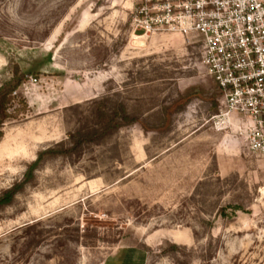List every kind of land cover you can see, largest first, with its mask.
Wrapping results in <instances>:
<instances>
[{
    "label": "rangeland",
    "instance_id": "1",
    "mask_svg": "<svg viewBox=\"0 0 264 264\" xmlns=\"http://www.w3.org/2000/svg\"><path fill=\"white\" fill-rule=\"evenodd\" d=\"M131 8L0 0V88L28 76L0 139V264H264V161L217 127L197 50ZM119 104L138 122L104 135Z\"/></svg>",
    "mask_w": 264,
    "mask_h": 264
},
{
    "label": "built area",
    "instance_id": "2",
    "mask_svg": "<svg viewBox=\"0 0 264 264\" xmlns=\"http://www.w3.org/2000/svg\"><path fill=\"white\" fill-rule=\"evenodd\" d=\"M132 25L179 35L218 86L217 127L237 126L264 161V0H131Z\"/></svg>",
    "mask_w": 264,
    "mask_h": 264
},
{
    "label": "trees",
    "instance_id": "3",
    "mask_svg": "<svg viewBox=\"0 0 264 264\" xmlns=\"http://www.w3.org/2000/svg\"><path fill=\"white\" fill-rule=\"evenodd\" d=\"M27 78L28 76L22 73L19 65H14L12 81L0 88V115L2 116V120L0 119V139L3 138V132H2L3 121H9L14 118L11 111L14 109V103L16 101V92L21 88V86L23 85V83ZM215 89L219 94V89L217 85H215ZM182 101L184 102L187 100L183 99ZM13 112L16 113L17 109H14ZM97 120L104 135L111 133L115 129H119L124 126H130L138 122L137 119L131 117L128 114L127 109L122 104H119L117 110L114 111L112 114H108L104 109L98 108ZM92 137L93 135L89 133L82 138L83 140H86V142L87 141L90 142V140L93 139ZM60 155H61L60 153L52 149H48L45 152L40 153L38 159L31 167V171L38 167V164L42 162L43 157L51 158ZM19 187L21 186H16L13 188V190L8 192L9 198L11 200L12 197H14V195L17 194ZM10 205L11 202L1 200L0 210H3L5 207H8ZM238 211H242V209H239Z\"/></svg>",
    "mask_w": 264,
    "mask_h": 264
},
{
    "label": "bare ground",
    "instance_id": "4",
    "mask_svg": "<svg viewBox=\"0 0 264 264\" xmlns=\"http://www.w3.org/2000/svg\"><path fill=\"white\" fill-rule=\"evenodd\" d=\"M137 40H144L145 37L144 36H140V37H136Z\"/></svg>",
    "mask_w": 264,
    "mask_h": 264
}]
</instances>
